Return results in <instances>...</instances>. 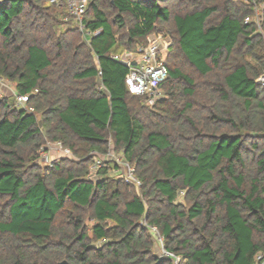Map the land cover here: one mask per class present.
Instances as JSON below:
<instances>
[{
	"label": "trees",
	"instance_id": "1",
	"mask_svg": "<svg viewBox=\"0 0 264 264\" xmlns=\"http://www.w3.org/2000/svg\"><path fill=\"white\" fill-rule=\"evenodd\" d=\"M257 3L264 0H255ZM252 0H91L84 39L65 2H0V264H256L264 253L263 35ZM173 45L147 106L113 54ZM101 73V74H100ZM74 159L40 164L48 143ZM123 155L138 190L93 176ZM183 195H180V194Z\"/></svg>",
	"mask_w": 264,
	"mask_h": 264
},
{
	"label": "built area",
	"instance_id": "2",
	"mask_svg": "<svg viewBox=\"0 0 264 264\" xmlns=\"http://www.w3.org/2000/svg\"><path fill=\"white\" fill-rule=\"evenodd\" d=\"M3 0H0V2ZM67 9L68 17L72 18L77 25L79 31L83 34L84 39L89 40L93 35L99 32L92 33L87 30L84 24V17L88 5L91 0H63ZM253 1L254 12L252 15L245 18L246 24L255 25L258 32L263 35L262 24L264 21V1ZM59 0H51V4L58 3ZM172 47L171 36L166 32H154L147 38L145 45L139 46L136 51H124L120 54H113V60L120 62L128 67L129 72L126 76V85L131 94L139 96L144 103L153 107L163 98L162 84L168 78V68L166 59ZM101 74V73H100ZM256 83L264 86V74L261 75ZM28 96H17L16 107L24 108L28 101ZM96 154V153H93ZM95 160L92 164L91 171L94 179L98 172L107 167V164L113 163L112 174L117 178L122 179L127 185L140 189L142 181L137 176L135 168L129 164L121 154H115L110 151L106 156L95 155ZM62 158L72 159V153L69 149L64 148L61 143H48L40 153V161L52 167L56 162ZM157 235L159 244V255L162 258L171 259L173 264H182L183 259L175 253L166 250L163 246L162 238L157 234L155 228H151ZM256 264H264V253H259L256 256Z\"/></svg>",
	"mask_w": 264,
	"mask_h": 264
},
{
	"label": "rangeland",
	"instance_id": "3",
	"mask_svg": "<svg viewBox=\"0 0 264 264\" xmlns=\"http://www.w3.org/2000/svg\"><path fill=\"white\" fill-rule=\"evenodd\" d=\"M172 45H173V42H172ZM14 89H15V85L13 83L9 82L8 80L0 79V96L5 97V98H13L16 102L17 96L14 94ZM112 153L114 152L112 151ZM45 163L40 161V164L42 166H45L46 165Z\"/></svg>",
	"mask_w": 264,
	"mask_h": 264
},
{
	"label": "crops",
	"instance_id": "4",
	"mask_svg": "<svg viewBox=\"0 0 264 264\" xmlns=\"http://www.w3.org/2000/svg\"><path fill=\"white\" fill-rule=\"evenodd\" d=\"M72 159H74V158H72ZM114 177H116V176H114ZM116 178H117V177H116ZM180 195H183V194L181 193Z\"/></svg>",
	"mask_w": 264,
	"mask_h": 264
},
{
	"label": "water",
	"instance_id": "5",
	"mask_svg": "<svg viewBox=\"0 0 264 264\" xmlns=\"http://www.w3.org/2000/svg\"><path fill=\"white\" fill-rule=\"evenodd\" d=\"M62 264H66V262H63Z\"/></svg>",
	"mask_w": 264,
	"mask_h": 264
}]
</instances>
